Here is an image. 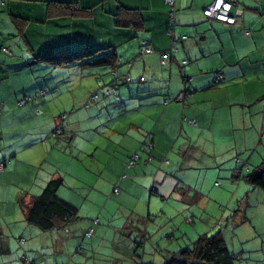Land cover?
<instances>
[{"label": "crops", "instance_id": "crops-1", "mask_svg": "<svg viewBox=\"0 0 264 264\" xmlns=\"http://www.w3.org/2000/svg\"><path fill=\"white\" fill-rule=\"evenodd\" d=\"M24 1L27 0H6L0 10V162L8 166L0 171V180L4 182L7 178L10 185H17L8 191L10 197L3 213L0 207V216L10 220L7 224L10 225V245L16 237L19 247H31L33 241L32 248L36 249L45 238L44 241L53 243L59 253L75 249L81 243L84 258L102 261L101 264H162L164 259L192 243L160 246V237H153L154 232H149L150 217L161 220L174 232L182 224L187 225L191 217L188 213L199 210L194 209V203L203 205L207 201L195 190L191 195L183 177L176 178L171 170L177 166L175 163H184L189 157H203L201 150L196 153L192 150L182 162L177 153L185 147L202 148L211 144L217 146L218 154L226 152L227 158L241 159L243 163L257 164L261 157L264 158L263 17L252 1L237 0L238 5L232 10L237 23L227 26L203 17L202 10L212 0H176L173 32L184 38L174 43L166 30L168 13L164 0H33L40 3L42 10L36 16L23 10ZM52 1L73 5L67 8L54 5ZM260 3L264 8V0ZM33 29H36L35 34ZM36 35L40 39H34ZM144 40L153 52L144 53L146 47L140 44ZM12 45L18 52L26 47L32 55L45 49L74 51L86 47H108L116 53L117 62L109 69L108 77H99L93 68H87V73L81 71V81L84 74L89 77L88 97L97 81L107 85L113 80L110 72H116L117 93L90 102L85 110L78 107L88 98L77 100L74 103L77 108H71L70 123L66 125L68 136L79 131L84 119L90 127L97 117L96 123L103 126L102 140L106 142L103 147L116 146L112 139L115 137L125 149L121 158L113 161L116 173L103 177L97 189L88 176L57 169L62 164L59 156L64 159L69 144L49 142L51 121L34 122V127L24 131L25 140L10 141V101L20 99L14 100L18 87L15 86V92L10 94V59L2 49H10ZM170 48H173V55L166 66H161L159 52ZM181 61H186L183 67ZM216 71L223 74L224 80L214 84L212 75ZM21 89L23 91V88L19 91ZM185 89L184 100L176 101L175 97ZM78 101L82 102L79 106ZM30 112L27 118L34 117L31 108ZM63 115L53 119L51 133L56 126L61 128L58 124ZM188 120H194L196 125L189 124ZM16 131H12L14 138ZM208 135L212 142L207 140ZM176 146L177 152L172 151ZM75 150L77 154L72 157L88 152L85 147ZM248 152L251 153L248 155ZM133 153L140 158L134 167L126 168L128 157ZM169 157L175 158L172 168L173 161ZM112 158L110 153L106 156L105 169ZM219 158L222 162L221 154ZM58 178L62 183L56 193L77 207V217L42 232L27 222L26 207L50 180ZM114 187L119 189L117 195L112 193ZM252 188L247 194L258 189ZM4 194L0 192V197ZM128 200L135 203L130 206L132 210L126 217H118L110 232L107 228L111 220L107 213L111 202L120 205ZM85 204L89 212L79 216ZM95 213H98L97 224H93L91 218ZM238 224V220L234 221L232 229ZM89 229H92V236L86 238L84 232ZM219 233L223 237L221 231ZM19 239H23L22 244H18ZM141 240L143 244H138ZM3 244L5 248L0 247V254L3 250L12 253L9 244ZM31 259L36 264L35 258ZM43 260L40 264H54L53 259ZM70 261L73 263L72 259ZM84 263L78 260L76 264ZM55 264H58L57 258Z\"/></svg>", "mask_w": 264, "mask_h": 264}, {"label": "rangeland", "instance_id": "rangeland-1", "mask_svg": "<svg viewBox=\"0 0 264 264\" xmlns=\"http://www.w3.org/2000/svg\"><path fill=\"white\" fill-rule=\"evenodd\" d=\"M23 3L26 4L22 7L23 10H26L25 12L31 16H36L42 11L40 3L36 1L27 0ZM32 33L35 34L36 29H33ZM36 37L37 40L40 39L38 35L33 38L36 39ZM23 50L24 51L18 52L12 45L10 47V55L2 51L10 59V77L12 76L10 80V94L15 92V86L18 87L16 91L17 97H15L14 100L19 98L21 102L23 101L22 104L20 101L18 102V100L10 101V141L13 139L25 140L27 135L24 131H28L29 128L34 127V125H36L34 122L37 123L42 120L47 123L51 121L52 125L49 127V142H54L59 145L63 144V146L69 144V146H66L67 150L65 151L64 159L59 156V162L62 164L59 165L57 169L70 174L88 176L94 183V188L97 189V186L103 183V177H112V175L116 173L117 169L113 161L116 160L115 158H121L120 156L124 154L125 149L115 141L117 140L115 137H112V139H115L113 142L116 143V146L109 145L107 148L103 147V144L106 143L102 140L104 138L102 133L103 126H99L96 123L98 122L97 117L92 120L90 127L87 126L88 122L84 119V123L80 125V129L77 133H69V137L73 135L72 139H66V137H68L66 125L70 123L68 117L72 115L70 112L71 108L75 107L74 103L77 100L81 98L87 99L86 92L89 88L87 79L89 77L84 74V79L81 81V71L87 73L89 70L87 68L83 69L82 66L53 68L46 64H29L33 60V55L26 47L23 48ZM93 69L95 73L100 75L99 77L104 78L109 76L108 71L110 67L99 66ZM94 80L96 82V78ZM20 88H23V91L22 89L19 91ZM24 91L32 94L27 95ZM24 96L31 97L27 98ZM101 98L102 97H100V99ZM11 102H15V104L13 103V105H11ZM80 102L81 101L77 102L78 106ZM30 108L34 113V117H37L36 119H34V117H26L31 113ZM76 108L77 107L74 109ZM78 108L86 109L84 105ZM76 111L78 110L74 112ZM63 114H65V116L60 118L62 123L60 121L58 124L61 125V128L57 130L58 128L56 126L55 130H52L53 133H51V129L54 128L53 125L55 124L53 119ZM21 116L24 117L22 118ZM4 125L5 122L3 123V126ZM13 130H18L16 131L17 134L15 138L12 137ZM42 140L44 143V137ZM207 140L212 142L209 135L207 136ZM76 147H79V149L85 147L88 149V152L85 153V155L80 153L79 157H72L77 154L75 150ZM177 148L178 146L172 151L177 152ZM192 150L194 153L201 150L200 156L203 155V157L188 156L190 159L186 161V155L192 152ZM109 153L114 158H112L111 164L105 169V160ZM250 153L251 152H248V155ZM220 154L223 159L222 162L220 161L221 158H219ZM220 154H218L217 146H212L211 144H206V147L204 146L202 148L198 146L191 148L185 147L182 151H179L177 155L180 157L178 159L180 162L184 160L186 162L175 163L177 164L175 168H172L175 158L169 157V159L173 161L170 166L172 168L171 170H173V175L176 178L183 177L185 184L191 189V195L195 193L193 192V190H195L202 194V200L207 199V201H205L203 205H200V203L199 205L195 203L192 205L195 210L196 208L199 209L188 213L191 216L189 218H191L192 221L194 220V225L186 222L187 225L182 224L181 227H177L179 230L176 229L174 232H171V228L164 222L151 216L150 222L148 223L149 232L150 234L151 231L154 232V234H152L153 237H160V240H162L160 242L158 239L160 246L164 247L166 243L171 247L176 244L183 246L184 244L190 245L199 234L212 235L221 231L226 247L235 254V256L239 257L235 264H264V235H259L264 233V191L255 189V192L247 194L246 191H250L253 188L249 186L245 180L241 179L238 181L233 177L235 169L241 170V168H239L241 167V163H237L235 160L240 162L243 161L237 158H227L226 152ZM208 157L211 158L209 159ZM238 157L241 158L240 156ZM261 160L262 157L257 164H259ZM257 164L249 161L245 162V165L250 169H253ZM6 167L8 166L6 165ZM241 172L245 173L246 171L243 169ZM16 180L19 181L17 178ZM16 186L17 185L14 183L10 185V180L7 178L4 182L2 179L0 180V192L6 193L0 197L2 213L7 208L5 202L8 201L7 198L10 197L8 191L10 188H17ZM246 194L247 196L245 197ZM198 200L199 197L197 196V201ZM134 204L132 200L123 201L120 205L117 203L112 204L111 202V207L108 208L107 213L110 215L109 218L111 220L109 222L110 227L107 228L110 232L113 231L112 226H114L115 221L117 222V218L129 215L130 210H132L130 206H134ZM86 207L87 204H85L84 208L80 209L78 213L79 216H85V213L89 212L88 209L86 211ZM245 212L247 214L246 216ZM96 216H98V213H95L91 218L95 219L97 218ZM115 217L116 220L112 221ZM237 220L239 223L238 226L232 229L233 222ZM9 221L10 220L6 217L0 216V247L5 248L3 243L7 242V244H9V251L10 249L12 250V253L4 252L3 250V253L0 254V264H21L18 255L20 254L19 250H25L30 258H35L36 264H40L43 259H45L43 262L53 259L55 264L56 258L58 264H76L78 260L80 262H85L84 264H101L102 262L84 258V249L79 251L77 254L78 258L73 256L74 249L69 251L63 250L59 253L53 243L44 241L45 238L36 245V249L32 248V246H34L33 241L30 242L31 247L27 245L19 247L16 243V237L11 241L10 245V225H7ZM176 222L178 224L179 220ZM105 224L106 223H103V225ZM184 231L185 234L187 233L186 235H182ZM171 233L174 234L173 237L166 236ZM134 235L135 233L133 236ZM187 235L190 236L189 239ZM131 239L133 240L132 237ZM147 242H150V238ZM98 249L101 250L102 248ZM71 259L73 263H71Z\"/></svg>", "mask_w": 264, "mask_h": 264}, {"label": "trees", "instance_id": "trees-1", "mask_svg": "<svg viewBox=\"0 0 264 264\" xmlns=\"http://www.w3.org/2000/svg\"><path fill=\"white\" fill-rule=\"evenodd\" d=\"M3 2L4 4L0 6V10L2 7H4L6 0H3ZM236 2L238 5L237 0ZM252 2L255 3V5L257 6V12H259L260 15L264 19V8L261 7L260 0L257 3L254 1ZM51 3L53 4L56 3L61 6L64 5L67 8L73 5L72 3L63 2V1H52ZM175 7H176V2H175ZM47 10L49 11L48 7H47ZM167 13H168V21H167L166 30L170 34L171 40L174 43L176 42V38H178V40L181 41L184 37L175 36V38H173V35H175L173 32V28L175 25V16L173 19V27H172L171 25L172 19L170 17V9L168 6H167ZM175 14H176V9H175ZM202 15H203V10H202ZM203 17L208 21H215L213 19L206 18L204 15ZM216 22H219V21H216ZM219 23H222V22H219ZM222 24L227 25V26L233 25V24H225V23H222ZM140 44H141V47H146L144 49V53H146L145 51L146 49H150L149 47H147V41L145 40L141 41ZM8 50L10 51V49ZM150 50L151 52H153L152 49ZM162 52H167L168 57L165 63L162 64L160 62V65L166 66V64H168L169 60L171 59L173 55L172 54L173 48L160 51L159 57H160V53ZM146 54H149V53H146ZM33 55H34L33 60L30 63L46 64L53 68H57V67L58 68H67V67L72 68L76 66H82L83 68H88V69L99 67V66H107V67L113 68V66H115L117 62L116 53L113 51V49L108 48V47H104V48L86 47V48H82L80 50H74V51H61V50H49V49L46 50L45 49V50L37 51L33 53ZM185 63L186 61H181L180 66L183 67ZM110 74L113 80L109 82L107 85L103 83L101 80L97 81L95 88L91 90V92L89 93L87 97L88 99L83 104L86 109L89 107L90 102L99 100L100 97L108 98L117 93L116 81H118V74L112 71L110 72ZM218 74L222 76V79H220L219 81L216 80V76ZM183 78L185 81L188 80L187 77H183ZM212 79H213L214 84H217V83L222 82L224 80V77L220 71H216L213 73ZM107 91L108 93H106ZM180 95L182 97L181 99L178 100V97ZM185 96H186V89L180 92L175 97V100L178 102H182ZM19 101L21 102V100ZM63 116L61 118H63ZM190 121L191 120H188L189 124H191ZM192 125H196V123ZM57 128H58L57 130H59L60 126H57ZM133 155H138V154L133 153L129 155L128 161L126 162V168L134 167L137 161L139 160L140 157L138 155V159L136 160L134 166L128 167L127 165L130 161V158ZM236 161L237 163H241V167H239L241 168V170L239 169L234 170V175H233L234 179L238 181L243 179L250 186L264 191V158H262L261 162L257 164L256 166H254L253 169H250L243 162H240L238 160ZM0 164H3V166H5L6 162H0ZM243 169L246 171L245 173L241 172L243 171ZM61 183L62 181L59 178L50 180L45 185V187L40 192V194L36 195L31 201V203L26 207L25 216H26L27 222L42 232L51 231L52 229H55L56 227H58L59 223L68 222V220L74 219L77 217L76 216L77 207L61 199L56 193ZM112 193L117 195L119 193V189L117 187H114L112 190ZM189 219H188V222L192 223L193 221L191 220V218ZM92 223L97 224L98 218H96V220L93 219ZM89 230H91V236H92V229H89ZM89 230H87V232ZM86 233L84 232V236L86 238H90L91 236H88ZM22 242H23V239H19L18 244H22ZM138 244H143L142 240ZM82 249H83V245L79 243L73 251V256L77 257V254ZM238 259L239 258L235 256V254H233L226 247L223 237L221 236L219 232H217L212 235H207V234L199 235L196 238V240L192 242L191 246L189 247L187 246V247L180 249L178 252L172 254L167 259H164L162 264H235L236 260L238 261ZM20 261L22 262V264H33L31 258L26 253L20 254ZM133 264H137V263L133 262Z\"/></svg>", "mask_w": 264, "mask_h": 264}, {"label": "built area", "instance_id": "built-area-1", "mask_svg": "<svg viewBox=\"0 0 264 264\" xmlns=\"http://www.w3.org/2000/svg\"><path fill=\"white\" fill-rule=\"evenodd\" d=\"M254 2H259V0H252ZM165 4L169 7L170 9V17L172 19V27H173V19L175 16V2L176 0H164ZM4 4L3 0H0V6ZM237 2L236 0H212L209 5H207L203 9V15L208 18V19H213L215 21H219L225 24H235L237 21L236 16L232 13V10L234 7H236ZM173 38H175V35H173ZM178 39V38H176ZM3 52L9 53L10 51L6 48L2 49ZM146 53H151L150 49L145 50ZM168 54L167 52H162L160 53V62L163 64L167 60ZM222 79V76L218 74L216 76V80L219 81ZM108 93V91L106 92ZM181 95L178 97V100L181 99ZM22 104V102H20ZM191 124H195L193 120L190 121ZM138 159V155H133L130 158V161L128 163V167L134 166L136 160ZM4 168L3 164H0V171H2ZM88 236H91V230H89L86 233Z\"/></svg>", "mask_w": 264, "mask_h": 264}]
</instances>
